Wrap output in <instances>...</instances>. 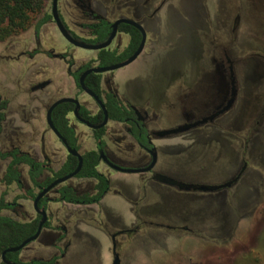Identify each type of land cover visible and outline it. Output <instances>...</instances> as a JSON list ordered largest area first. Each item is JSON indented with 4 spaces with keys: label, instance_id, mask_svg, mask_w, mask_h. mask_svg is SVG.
I'll return each instance as SVG.
<instances>
[{
    "label": "flooded vegetation",
    "instance_id": "1",
    "mask_svg": "<svg viewBox=\"0 0 264 264\" xmlns=\"http://www.w3.org/2000/svg\"><path fill=\"white\" fill-rule=\"evenodd\" d=\"M165 1L161 0L159 7L149 9V0H56L59 19L74 39L95 45L110 37L106 47L88 49L73 45L61 35L52 18V0H48L44 11L30 26L29 35L14 42L11 39L1 48L0 64L15 62L20 66L26 75L25 94L40 101L41 124L34 142L47 141L48 146L42 144L39 148L36 144L31 149L11 141L3 147L9 124V100L0 93V217L31 228L20 243L0 250V264H57L67 254L69 245L68 221L65 219L68 210L99 206L107 193H118L111 186L112 171L141 175L140 204L147 198L150 185H166L182 194L211 193L218 196L217 201L230 207H238L240 202L246 204L254 197V191L258 192L260 175L257 180L255 176L259 171L264 174V161L258 162L260 156L263 158L259 143L264 140L260 141L254 125L244 134V126H249L256 118L252 112L241 109L242 98L233 73L219 70L215 74H185L190 82L188 88H183L185 79L179 74H167V78L158 80L168 93L160 96L154 105L164 103L163 107L168 111L178 110L176 120L168 116L167 123L160 125L159 112L148 102L134 106L128 98L119 96L115 77L117 69L92 70L121 63L135 52L142 33L130 21L144 30L145 41L140 54L147 51L154 42L150 35L155 33L148 20ZM55 28L62 37L56 46L51 44ZM76 48L90 52L83 54ZM219 48L216 51L219 58H214L213 63H219L224 70L231 59L224 47L220 45ZM56 60H60L63 67L51 71L50 64ZM88 70L83 85L93 94L81 85V77ZM10 81L19 83V78ZM200 82L203 85L196 87ZM62 98H71L72 101L59 102L51 109L50 120L57 135L49 127L46 114L50 106ZM117 108L122 111L118 116ZM260 117V123L264 124V111ZM47 131L53 136L47 135ZM161 138L192 139L196 146L191 151L197 158L187 156L185 149H181L177 153L178 159L175 158L180 162V172L163 169L157 165L155 145ZM68 148L78 153L81 162ZM88 152L95 154L92 168L102 180L78 175L83 156ZM198 160L213 161L216 168L223 165L219 169L222 179H203L202 176L206 177L213 167L196 165ZM200 166L201 169H197ZM160 200L155 198L152 202ZM133 205V226L109 234L112 264H120L119 237L132 236L146 226H164L159 219L141 214V206L136 202ZM247 214L249 216L250 212ZM185 229L188 235L194 234L191 228ZM25 240L28 241L20 248L8 250L20 246ZM37 246L51 251L46 256L38 255ZM7 255L11 258L8 259ZM186 259L189 260V256ZM188 262L178 264H206L203 260Z\"/></svg>",
    "mask_w": 264,
    "mask_h": 264
},
{
    "label": "rangeland",
    "instance_id": "2",
    "mask_svg": "<svg viewBox=\"0 0 264 264\" xmlns=\"http://www.w3.org/2000/svg\"><path fill=\"white\" fill-rule=\"evenodd\" d=\"M256 1L166 0L148 20V25L155 31L150 35L154 47L149 52L143 50L133 62L115 70L119 96L128 98L134 106L148 102L159 112L160 125L167 123L168 116L176 120L175 112L178 110L168 111L163 107L164 103L154 105L160 96L168 93L158 80L167 78V74H179L185 79L183 88H188L190 82L185 74H215L222 70L219 63H213L214 58H219L216 51L221 49V45L232 58L230 67L242 98L241 109L252 112L256 118L253 123L258 122L244 126V134L254 125L260 141H263L264 124L260 123V113L264 111V9H253ZM160 3L161 0H149L148 8L159 7ZM30 31L31 28L24 34L20 32L2 41L0 54L7 41L22 40ZM51 39L54 46L62 40L56 28ZM76 50L83 54L90 52L80 48ZM60 62L51 63V71L61 69ZM19 67L15 62L0 64V93L9 100V124L2 145L6 147L8 142L17 141L22 147L34 149L37 144L35 136L41 124V104L37 98H29L25 94L23 84L26 75ZM16 77L19 83L10 81ZM201 85V82L200 85L197 83L196 87ZM46 134L53 136L49 131ZM155 143L157 165L167 171L180 172V162L175 160L178 150L185 149L187 156L196 157L191 151L196 146L192 139L161 138ZM42 144L48 146L47 141L40 143V140L37 146L40 148ZM259 146L263 158L260 156L258 162L261 163L264 161V143L260 142ZM195 164L213 167L206 177L202 176L203 179H222L219 169L223 165L216 168L213 161L205 163L201 160ZM260 168H263L261 164ZM259 172L255 176L257 180L260 175L258 192L254 191V197L246 204L240 202L238 207H230L217 201L218 196L211 193L182 194L166 185H150L147 198L140 204L141 175L112 171L111 186L118 193H107L99 206L68 210L65 219L68 221L69 245L67 254L57 264H112L109 234L133 226L135 202L141 206V214L159 219L164 226H146L132 236L119 237L120 264H178L198 260L206 264H264V174ZM155 198H161L160 202H152ZM185 227L191 228L194 236L188 235ZM49 251L37 246L36 254L46 256ZM188 256L189 260H184Z\"/></svg>",
    "mask_w": 264,
    "mask_h": 264
},
{
    "label": "trees",
    "instance_id": "3",
    "mask_svg": "<svg viewBox=\"0 0 264 264\" xmlns=\"http://www.w3.org/2000/svg\"><path fill=\"white\" fill-rule=\"evenodd\" d=\"M47 1L0 0V42L28 29L37 15L42 13ZM121 113L122 111L118 109L117 116ZM58 129L60 130L59 127ZM70 160L74 159L71 157ZM94 161L95 154L93 152L86 153L83 156V164L78 175L97 177L98 175L92 168ZM97 178L102 180L101 177ZM29 229L31 228L27 225L17 224L8 218L0 217V250L20 243L28 234ZM7 258L10 259L11 255H7Z\"/></svg>",
    "mask_w": 264,
    "mask_h": 264
},
{
    "label": "water",
    "instance_id": "4",
    "mask_svg": "<svg viewBox=\"0 0 264 264\" xmlns=\"http://www.w3.org/2000/svg\"><path fill=\"white\" fill-rule=\"evenodd\" d=\"M257 3H254V6H252V8L253 9H259V8H263L264 9V0H258V1H256ZM259 2H261V3H259ZM252 11V10H251ZM51 12H52V18H53V20H54V22H55V24H56V26H57V28H58V30H59V32L61 33V35L68 41V42H70V43H72L73 45H75V46H80V47H83V48H88V49H101V48H104V47H106L108 44H109V41H110V37L106 40V41H104V42H102V43H99V44H95V45H91V44H85V43H83V42H80V41H77L76 39H74L72 36H70V34L68 33V31H67V29L64 27V25L62 24V22H61V20L59 19V16H58V13H57V8H56V0H52V7H51ZM253 12V11H252ZM238 16H236V18H237ZM238 20L237 19H235V22H237ZM130 23H132L135 27H137V29H139L140 31H141V33H142V40H141V42H140V44H139V46H138V48L135 50V52L128 58V59H126L125 61H123V62H121V63H117V64H114V65H111V66H107V67H99V68H94V69H92L93 71H101V72H103V71H107V70H114V69H118V68H120V67H123V66H126V65H128V64H130L131 62H133L138 56H139V54L141 53V51H142V49H143V45H144V41H145V32H144V30L141 28V26L139 25V24H137V23H135V22H131L130 21ZM115 24L113 25V30H112V33H113V31H114V29H115ZM263 31H264V29H263ZM227 56L230 58V59H232L230 56H229V54L227 53ZM228 66L226 67V68H224V70H221L222 72H229V73H233L232 72V70H231V65H229V64H227ZM90 70H88V71H86V72H84V74H83V76L81 77V85H82V87L84 88V89H86L85 87H84V85H83V77L89 72ZM191 73V72H190ZM86 90H88V89H86ZM87 92H89L90 94H93L91 91H87ZM64 101H72V99L71 98H62V99H59V100H57L56 102H54L51 106H50V108L48 109V111H47V114H46V118H47V123H48V125H49V127L57 134V135H59L58 133H57V131H56V129L53 127V125H52V122H51V120H50V112H51V109L57 104V103H59V102H64ZM171 132H172V130H171ZM163 133H167V132H163ZM160 135H162V133H160ZM68 151L70 152V153H72V154H74V155H76L77 157H78V159H79V161L81 162V158H80V156L78 155V153L77 152H75V151H73V150H71L70 148H68ZM76 172V171H75ZM75 172H73L72 174H74ZM72 174H70V175H68V176H71ZM67 176V177H68ZM63 179H65V178H63ZM62 179V180H63ZM37 235V234H36ZM35 235V236H36ZM34 236V237H35ZM33 238V237H32ZM28 240H25L20 246H18V247H15V248H10V249H8V250H15V249H18V248H20L25 242H27Z\"/></svg>",
    "mask_w": 264,
    "mask_h": 264
},
{
    "label": "crops",
    "instance_id": "5",
    "mask_svg": "<svg viewBox=\"0 0 264 264\" xmlns=\"http://www.w3.org/2000/svg\"><path fill=\"white\" fill-rule=\"evenodd\" d=\"M154 46H153V44H151L150 46H148V49H147V51L149 52L150 51V49L151 48H153Z\"/></svg>",
    "mask_w": 264,
    "mask_h": 264
}]
</instances>
